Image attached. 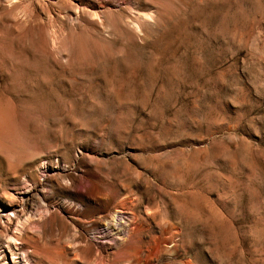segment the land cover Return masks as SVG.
Masks as SVG:
<instances>
[{"label": "rangeland", "instance_id": "1", "mask_svg": "<svg viewBox=\"0 0 264 264\" xmlns=\"http://www.w3.org/2000/svg\"><path fill=\"white\" fill-rule=\"evenodd\" d=\"M20 203L7 264H264V0H0Z\"/></svg>", "mask_w": 264, "mask_h": 264}, {"label": "bare ground", "instance_id": "2", "mask_svg": "<svg viewBox=\"0 0 264 264\" xmlns=\"http://www.w3.org/2000/svg\"><path fill=\"white\" fill-rule=\"evenodd\" d=\"M19 205L18 206H13L12 205L11 210H8L7 207L6 208L0 207V226L1 227L2 226H5V230H6V229L10 228L11 225L14 224L16 227L17 226H22V228L24 229L23 230V233H26L27 230L28 231H32L34 234H37V233L39 234V232L41 233V231L39 230V228L36 227V225L38 223L36 225H34L35 227H30V226L27 227L25 225V222L28 223L29 221H28L27 216L25 214V208H24V206H22L21 203ZM8 211H10V213H12L13 218L11 216H9L10 214L8 215L6 213ZM24 225H25V227H24ZM29 225H30V223H29ZM1 227H0V238H3L4 229L3 228L1 229ZM22 228H20V229H22ZM16 229H19V228H16ZM20 236L21 235H17L16 238H12L13 241H14L13 242L14 246H16V242L18 240V237H20ZM11 250L12 249H11V245H10V242L9 241H6V247H5L4 250H3L2 247H0V264H7L6 263V251H8L9 253H11ZM11 259L12 260H11L10 264H17V261L15 262L14 258H12V254H11ZM2 262H4V263H2Z\"/></svg>", "mask_w": 264, "mask_h": 264}]
</instances>
